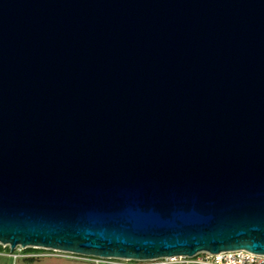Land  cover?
<instances>
[{"label": "water", "instance_id": "water-1", "mask_svg": "<svg viewBox=\"0 0 264 264\" xmlns=\"http://www.w3.org/2000/svg\"><path fill=\"white\" fill-rule=\"evenodd\" d=\"M0 244L264 253V0H0Z\"/></svg>", "mask_w": 264, "mask_h": 264}, {"label": "built area", "instance_id": "built-area-1", "mask_svg": "<svg viewBox=\"0 0 264 264\" xmlns=\"http://www.w3.org/2000/svg\"><path fill=\"white\" fill-rule=\"evenodd\" d=\"M51 250L61 254L68 252L56 249ZM69 254L75 258L115 264H264V253H256L244 248L220 250L218 252L200 250L192 255L179 254L144 260L91 256L73 252H69ZM11 256L15 259L17 254L11 253Z\"/></svg>", "mask_w": 264, "mask_h": 264}, {"label": "rangeland", "instance_id": "rangeland-1", "mask_svg": "<svg viewBox=\"0 0 264 264\" xmlns=\"http://www.w3.org/2000/svg\"><path fill=\"white\" fill-rule=\"evenodd\" d=\"M1 246L0 264H115L75 258L70 256L69 252L61 254L53 252L49 248H38L37 250L28 251L17 245L10 251L8 245L1 244ZM6 247H8V249ZM11 253L17 254V257L13 259Z\"/></svg>", "mask_w": 264, "mask_h": 264}, {"label": "trees", "instance_id": "trees-1", "mask_svg": "<svg viewBox=\"0 0 264 264\" xmlns=\"http://www.w3.org/2000/svg\"><path fill=\"white\" fill-rule=\"evenodd\" d=\"M7 249H8V247H6ZM2 249V246H1V244H0V250ZM26 250H28V251H33V250H37L38 248H34V247H26L25 248Z\"/></svg>", "mask_w": 264, "mask_h": 264}]
</instances>
